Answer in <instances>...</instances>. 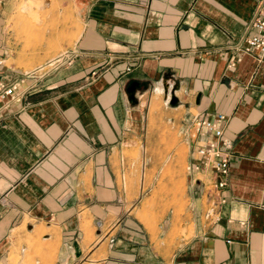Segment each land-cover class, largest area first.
Masks as SVG:
<instances>
[{
  "label": "crops",
  "instance_id": "obj_1",
  "mask_svg": "<svg viewBox=\"0 0 264 264\" xmlns=\"http://www.w3.org/2000/svg\"><path fill=\"white\" fill-rule=\"evenodd\" d=\"M258 2L49 0L39 8L51 17L24 49L7 36L10 0H0L4 77L58 48L72 56L0 121V264H264V57L238 52ZM153 106L175 126L195 114L227 118L218 221L197 186L180 214L131 208L138 159L124 152L141 147Z\"/></svg>",
  "mask_w": 264,
  "mask_h": 264
},
{
  "label": "rangeland",
  "instance_id": "obj_2",
  "mask_svg": "<svg viewBox=\"0 0 264 264\" xmlns=\"http://www.w3.org/2000/svg\"><path fill=\"white\" fill-rule=\"evenodd\" d=\"M46 1L49 0H10V6L5 5L6 9L8 7V10H11L6 17L7 36L11 31L17 33L24 49L39 38L40 29H37L35 25L43 18L51 17V11L39 8ZM26 6L28 10L23 11L22 9ZM30 8L37 10L31 11ZM63 52L66 51L58 48L51 58ZM155 111L157 108L151 107L148 122H144L143 131L140 133L141 147L124 152V155L138 159V164L134 166L137 167L140 178V194L133 200L131 208L139 205L149 207L156 205L160 208L159 214L168 207H170V213L180 214L183 204L187 201V190L191 188L187 165L194 152V147L189 142L192 135L187 122L184 124L182 122L178 126L172 125L166 120H160L159 113L155 114ZM120 186L123 187L121 181ZM192 188L196 189V186ZM153 213L148 210L143 211L144 216H152Z\"/></svg>",
  "mask_w": 264,
  "mask_h": 264
},
{
  "label": "built area",
  "instance_id": "obj_3",
  "mask_svg": "<svg viewBox=\"0 0 264 264\" xmlns=\"http://www.w3.org/2000/svg\"><path fill=\"white\" fill-rule=\"evenodd\" d=\"M258 1L253 17L248 22V27L254 33L244 38L238 52L261 60L264 57V0ZM71 60V54L63 52L11 77H4L0 73V121L13 102L19 100L27 89L36 87L42 78L56 69L69 66ZM229 65H234V62L230 60ZM188 119L186 124L192 135L189 142L194 147L193 157L187 165L189 186L199 187L205 203L210 206L206 216L218 221L226 201L225 188L232 150L231 141L223 132L227 118L217 113L213 119L202 114L192 115Z\"/></svg>",
  "mask_w": 264,
  "mask_h": 264
},
{
  "label": "water",
  "instance_id": "obj_4",
  "mask_svg": "<svg viewBox=\"0 0 264 264\" xmlns=\"http://www.w3.org/2000/svg\"><path fill=\"white\" fill-rule=\"evenodd\" d=\"M135 84H130L127 87V92L129 93V99L133 100V90H134ZM176 103V99L174 97H171L170 101H169V105H174Z\"/></svg>",
  "mask_w": 264,
  "mask_h": 264
},
{
  "label": "clouds",
  "instance_id": "obj_5",
  "mask_svg": "<svg viewBox=\"0 0 264 264\" xmlns=\"http://www.w3.org/2000/svg\"><path fill=\"white\" fill-rule=\"evenodd\" d=\"M234 215H235V213H234ZM248 215H249V213H248L247 206H242L241 207V217H242L243 222L246 223Z\"/></svg>",
  "mask_w": 264,
  "mask_h": 264
},
{
  "label": "bare ground",
  "instance_id": "obj_6",
  "mask_svg": "<svg viewBox=\"0 0 264 264\" xmlns=\"http://www.w3.org/2000/svg\"><path fill=\"white\" fill-rule=\"evenodd\" d=\"M36 1V0H35ZM33 2V1H32ZM37 3V2H36ZM27 7V6H26ZM23 8H25V7H23ZM25 9H27V8H25ZM25 9H22L23 11H26Z\"/></svg>",
  "mask_w": 264,
  "mask_h": 264
}]
</instances>
